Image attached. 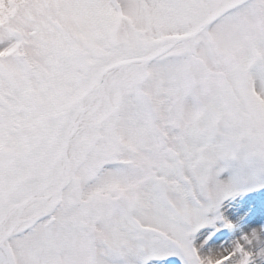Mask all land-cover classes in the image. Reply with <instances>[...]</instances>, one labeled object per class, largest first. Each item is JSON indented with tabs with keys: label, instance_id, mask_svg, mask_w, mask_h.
<instances>
[{
	"label": "snow or ice",
	"instance_id": "obj_1",
	"mask_svg": "<svg viewBox=\"0 0 264 264\" xmlns=\"http://www.w3.org/2000/svg\"><path fill=\"white\" fill-rule=\"evenodd\" d=\"M0 264H264V0H0Z\"/></svg>",
	"mask_w": 264,
	"mask_h": 264
}]
</instances>
